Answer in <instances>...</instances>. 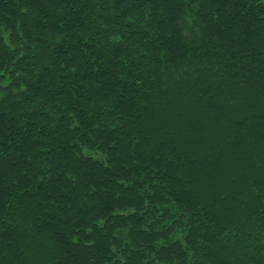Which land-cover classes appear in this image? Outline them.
I'll return each mask as SVG.
<instances>
[{
	"label": "trees",
	"instance_id": "16d2710c",
	"mask_svg": "<svg viewBox=\"0 0 264 264\" xmlns=\"http://www.w3.org/2000/svg\"><path fill=\"white\" fill-rule=\"evenodd\" d=\"M0 264H264V0H0Z\"/></svg>",
	"mask_w": 264,
	"mask_h": 264
}]
</instances>
